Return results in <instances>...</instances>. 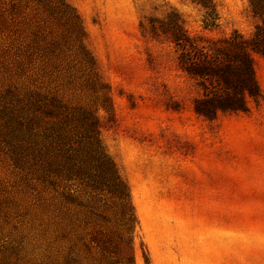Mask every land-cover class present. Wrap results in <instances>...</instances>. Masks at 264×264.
I'll return each instance as SVG.
<instances>
[{
    "label": "rangeland",
    "instance_id": "rangeland-1",
    "mask_svg": "<svg viewBox=\"0 0 264 264\" xmlns=\"http://www.w3.org/2000/svg\"><path fill=\"white\" fill-rule=\"evenodd\" d=\"M66 1L74 12L54 19H0V264H264V57L252 54L257 103L205 120L170 48L139 32L173 10L191 34L248 37L260 23L249 1L212 0L211 30L189 0ZM54 106L95 111L130 227L16 166L31 145L22 119Z\"/></svg>",
    "mask_w": 264,
    "mask_h": 264
},
{
    "label": "trees",
    "instance_id": "trees-1",
    "mask_svg": "<svg viewBox=\"0 0 264 264\" xmlns=\"http://www.w3.org/2000/svg\"><path fill=\"white\" fill-rule=\"evenodd\" d=\"M248 1L260 22L248 37L236 31L218 38L191 34L173 10L162 17H146L139 23L140 35L166 44L174 55L175 69L196 87L198 95L191 108L199 118L212 120L218 114L245 112L249 101L257 103L260 98L252 54L264 57V0ZM189 2L201 9L203 29L218 26L212 0ZM32 9L46 12L52 19L58 11L74 12L66 0H0V19L21 20ZM81 51L86 52L82 48ZM107 107L104 110L110 112V104ZM94 112L54 106L22 119L24 124L20 123V127L25 138L30 136L31 145L25 152L17 153L14 161L64 202H74L76 208L88 213L98 206L107 209L111 204L113 216L130 227L129 194L101 145L100 122ZM42 122V128H35ZM83 200L87 203L82 204ZM91 242L97 246L99 240L92 238Z\"/></svg>",
    "mask_w": 264,
    "mask_h": 264
}]
</instances>
